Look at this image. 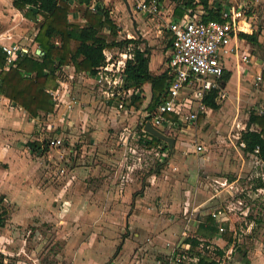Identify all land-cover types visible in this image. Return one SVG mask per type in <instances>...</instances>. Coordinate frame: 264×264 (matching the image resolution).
I'll list each match as a JSON object with an SVG mask.
<instances>
[{
    "label": "rangeland",
    "instance_id": "374dc122",
    "mask_svg": "<svg viewBox=\"0 0 264 264\" xmlns=\"http://www.w3.org/2000/svg\"><path fill=\"white\" fill-rule=\"evenodd\" d=\"M213 1L220 2V0ZM244 1L248 6L249 15L253 17L252 28L254 32L259 33L260 39L264 38V0ZM177 4L178 0H170V2L166 3L164 9L169 13L168 11L173 10ZM107 5L115 22L122 27L121 35L118 39L121 41L131 39L129 35H133V31L136 30V23L135 21L133 22L129 0H108ZM77 11L81 15L83 14L82 19L83 16L86 18L87 6L77 7L75 12ZM10 24L12 26L9 28L13 27L12 30H15L14 32L18 30V33H14L17 40L15 43H23L34 50V38L39 22H34L32 25L31 23H25L21 13L13 18ZM156 29L148 31L151 41L144 39L137 30L138 35L135 38L141 42V47L144 48V43L147 42L153 45L150 47L151 50L155 49L161 52L164 49L163 45H166L167 41L164 39L159 40ZM262 41L261 46L250 45L249 48H245V51L251 54V62L249 64L241 63L240 68L235 67V63L232 66L229 65L230 67L228 68H232L231 74L233 76L227 88L228 98L221 103L220 110L210 115L212 125L217 124L226 127L211 131L206 141L208 152L205 155L198 156L193 153V147L199 141L197 130H191L184 134L179 133L178 135L177 132H169L168 134L181 140L183 152L179 151L180 155L185 156L191 166L200 167L199 183L195 177L196 171H190L191 173L188 174L186 179L181 178L183 186L191 191V202L196 200L197 188L199 187L206 186L205 188L210 196L216 194V190L222 185L217 181L219 180L217 179L218 174L228 172L227 168L230 162L233 168L241 174L235 190H231L233 192L226 201L235 203L232 214L234 220H236L238 234L236 238H233V243L231 244L234 249L232 255L227 254L229 252L228 247L222 248L225 251L222 264H256L264 251V233L262 232L264 225L260 221L264 218L261 215L264 208V193L257 191L260 183H264L261 177V174L264 175V167L261 169L257 165L258 161L256 158L244 154L238 140L241 136V128H247L251 112L260 113L264 110V82L256 80L260 70V64L257 61L264 59V39ZM159 46L160 48H158ZM125 50L123 49L122 52H128ZM120 53V50H114L112 56L114 59H120ZM155 66L156 64L154 63L153 67L155 68ZM63 81L68 84L71 83V95L73 98L76 97L75 99L79 103L88 100L83 96L86 93L81 91L87 90L92 95L90 101L94 107L89 114H94L97 117V127H94V123H88L87 133L83 134L84 129H79L77 134L87 137L88 134L101 129L106 135H104L105 138L108 139H103L104 142L102 143L105 144L103 149L97 148L96 151L90 150L97 147L93 143H70L71 140L69 142V139L60 148L62 150L51 148L49 142L57 137L58 131L64 130L62 123L66 126L65 120L68 115H66V112H68L66 106L70 102L64 105V109H62L63 104L60 102L58 109L62 111L56 117L48 116L38 121L36 127L26 133L27 137L24 141L27 143L20 141L21 145H17L20 147L21 152L25 151L28 154V152L31 153L30 144L38 142L36 141L38 138L42 140V143H45L46 152L40 150V152L32 154V157L28 156L29 163L28 165L25 164V167L24 160L13 163V166H11L12 164L8 160L2 161L4 159H1V168L6 173L12 172V175H14L9 181L13 189L6 191L0 186V199L5 198L2 205L6 214V224L4 228H0V235L1 237L14 238V241L2 239L3 241L0 243V247L6 246L9 252L12 251V253L7 254L0 253L5 264H22V260L32 263L33 259L26 254L25 250L26 248L31 249L33 246L34 249H37L40 245L43 248L40 251L41 257H39L42 264L55 263L52 252H57L59 249L62 254L60 263L69 264L66 246L70 239H75L77 242L79 240L82 241L84 238L101 240L104 237L108 239L106 237L108 234L110 245L114 246V249L117 248L121 244V240L118 239L120 232L117 226H111V232L108 233L103 230L104 225L99 223L88 225L84 222L86 217L99 218L103 216L104 209L100 206L102 196L101 187L99 186L100 181H103L101 184H104L107 179L113 176L112 180L118 184L127 185L128 183L132 185L136 181L147 180L148 175L152 172L157 171L159 175H162L163 172L160 170L174 172L176 167L175 165L169 166V160L165 162L167 153H163L162 148L150 150L147 149L145 143L140 142L138 134L141 133L143 120L132 122L130 115L126 114L118 106V98L120 97L113 99L111 102H106L107 98L103 90H107L109 85L106 83L102 86L91 84L85 87L82 83L79 85L84 89L79 91L80 88L77 87V81L73 83L74 80H70L68 77H63ZM78 105L76 106L77 108ZM59 116H62V119ZM123 116L130 120V123L122 126L119 122L122 121ZM81 140L84 141V138ZM101 141L102 139L98 140V142ZM200 141L204 140L200 139ZM68 148L74 150L75 155L72 160L69 159ZM4 152L8 155L12 153L8 147ZM187 152L190 153V157L189 155L187 156ZM192 155L198 159L197 162ZM209 156L211 159L206 162L207 167L205 169L201 165L196 166L198 162H202L203 159ZM4 162L6 163L4 164ZM24 168L27 169L24 170ZM74 169L77 170L75 171ZM72 172H75V175H79L74 178ZM107 172H109V175L102 177ZM235 175L238 178V173H235ZM36 183L41 186V189L40 187L36 189ZM72 185H74V189H72ZM85 188L93 190V194L86 192ZM2 191L8 195L2 194ZM92 195L94 201L88 209L84 201L86 197ZM160 200L161 198L156 197L152 201L154 216L158 219L166 220V218H170V213H167L165 207L161 206ZM248 208L249 216L246 217L243 213ZM133 211V209H130L125 212L130 216ZM182 218L185 219L186 217ZM182 218H179V221ZM223 226L226 229L229 227L225 224ZM243 231L246 233L244 234ZM195 234L191 233L192 236L196 237L197 234ZM37 235L44 236L41 243L37 240H31L36 238ZM96 235L100 237L98 238ZM203 244L204 246L211 245V250H213V253H210L203 249L205 250L204 254L210 255V257H218L216 256V250L221 247L212 245L211 241H204ZM196 248L195 254L197 255L201 252L200 249L202 247ZM115 252L116 249L113 251V256L116 255ZM156 254L153 253L154 256L149 259L150 264H158L160 260H164V253H158L157 257ZM34 260H37V258L34 257ZM110 261H113V259L111 258Z\"/></svg>",
    "mask_w": 264,
    "mask_h": 264
},
{
    "label": "crops",
    "instance_id": "0c3cea01",
    "mask_svg": "<svg viewBox=\"0 0 264 264\" xmlns=\"http://www.w3.org/2000/svg\"><path fill=\"white\" fill-rule=\"evenodd\" d=\"M68 1H70L71 3V10L69 17L71 23L80 25L81 27H86L87 18H84L83 16L82 19L83 14L81 15V13L78 11L75 12L77 7H83L86 5L80 4L78 0H68ZM234 1L235 0H233L232 2ZM107 2L108 0H93L92 4L87 7V10L92 12L90 10V7L95 5L97 8V4H100L103 5L106 9H108L111 13V10L108 8L109 6L107 5ZM167 2H170V0H163L162 2H160L161 15L158 18H153V17H144L135 13L133 2L132 0H129V3L131 4V8H132L133 22L135 21L136 30L139 31V34L142 37H144V39L151 41L150 36H148V31L149 30L153 31V29L157 28L156 33L159 40L164 39L167 41L166 45L165 44L163 45L164 49L161 52L155 49L151 50L150 47L153 45L148 44L147 42L144 43V48L141 47L142 50L147 48L150 52L149 68L151 73L155 76H159L163 73H166L168 69L169 58L172 51V44L170 45L169 42L171 39H173L172 38L173 35L167 29L168 24L170 22L183 23L190 19L199 21L202 20L203 16L205 15V11L203 10V8L199 7L198 9L200 10L197 9L195 13H192V15L185 14L182 19L177 20L174 17V10L176 6L174 7L173 10L168 11L169 13L165 11L164 6L166 5ZM216 2L217 1L214 2L212 0L211 4H214ZM217 4L219 5V2H217ZM26 11L21 12L15 9L13 7V0H0V43L1 44L9 45L17 41L15 39L16 35H14V33H18L17 32L18 30L14 32L15 30H12L13 27L12 28L9 27L12 26L10 23L11 21H13V18H15L18 14L22 13L23 22L31 23V25L34 24V22H32L31 20L25 17ZM92 13H96V12H92ZM113 20L115 21L114 18ZM117 26L121 31L122 27L118 24ZM136 30L133 31L134 32L133 35L132 34L129 35L131 39L133 38L135 39V36L138 35ZM37 31L35 33V36L37 34ZM246 34H253V33H246ZM257 34L259 36V33ZM263 39L264 38L260 39L259 36L260 46L263 43L262 41ZM242 40L244 41L245 47L249 48L251 44L244 39ZM21 44L25 45L23 43ZM158 48H160V46ZM33 49L40 50L39 48H37L35 44ZM106 51L110 52V54L113 53V51L111 50H106ZM120 54H124V53L121 51ZM159 56L160 58H158ZM257 62L260 64L259 65L260 70L258 74L262 75V72L264 70V59L258 60ZM154 63L156 64L155 68L153 67ZM234 63L229 62L227 68L232 66ZM234 65L235 67H237L236 64ZM62 68H64L65 70L62 71L60 67L56 72L59 83L60 81L63 80V77H73L75 75L73 83L74 82L76 83L77 81L78 83L77 87L80 88L79 91L84 89L82 88V86H80L82 83L83 86L85 87L87 85L90 86L91 84L97 86L96 85L97 75L95 77H91L85 73H78L74 66H67V67L62 66ZM227 71L231 72L232 68H228ZM232 76L225 85L226 97L223 99V102L226 100V98H228L227 88L230 85ZM70 80L72 79L70 78ZM262 82H264L263 79ZM71 88H72L71 83L70 84L65 83V87L62 88V92H61L62 95L61 102L63 104L62 109H64V105H66V103H69L71 102L72 99L76 98V97L75 98L72 97ZM81 92L86 93L83 94V96L88 100L80 103L78 102L79 103L78 108L75 107V109L72 112H66V115L68 114L65 120L66 126L62 123L64 130L58 131L57 137L55 139L57 138L64 139V143L65 141H67V139H69V142L71 140L70 143H86V144L93 143L97 147L90 149L91 151H96L97 148L103 149L105 145L104 143H102L104 142L103 139H108V138H105L106 135L104 132H102L101 129L88 134L87 135L88 139L87 137L77 134V131L79 129H84V131L82 132L83 134L87 133L86 128L88 123H94L93 124L94 127H97V117L94 116V114L92 115L89 114L92 108L94 107V105H92L93 103L90 101V97L92 95L91 93L87 92V90H83ZM165 93H162L159 101L162 100ZM143 97L145 98V100L143 106L140 109H134V108H132L131 110H125L124 108L122 109V111L130 115L132 122H135L137 120L141 121L143 115L146 112H148L150 109L154 108L153 107L148 109L152 99L151 84L144 85ZM109 101L111 102L113 100H107L106 102ZM60 111L62 110L55 109V112L51 116L56 117ZM213 112L215 111L212 110L210 114L200 116V119L198 120L196 125L193 126L185 125L182 127L180 126L179 128L173 131V132H177L178 135L179 133L184 134L185 132L191 130H197L198 132L197 136L199 141L198 144L195 143L194 147L193 146L192 147L194 149L193 153L198 156L205 155V153L208 152L206 141L209 135L211 134V131H216L226 127V126H219L217 124L212 125V120L210 119V115ZM61 117L60 119H62ZM38 121H40V119L32 118L22 108L15 106V104H13L9 99L2 96V99L0 100V163H1V159L3 158L4 160L2 161L8 160L9 163L12 164L11 166H13V163H17L18 161H23V160H24V167L25 164L28 165L29 163L28 156L32 157L33 153L28 152L27 154L25 151L21 152L20 147H18L17 145H21L20 141H22L25 144L27 143L26 141H24L25 138L27 137L26 133L32 131L33 128L36 127V123ZM126 123H130V120H127V118L123 116L122 121L119 122V124L123 126ZM80 125H82V127H80ZM245 130H246L245 128H241L240 131L242 133ZM160 131L163 132L165 135L169 136L168 134L170 131L168 129L167 130L165 129L164 131L163 130ZM138 135H139V140L142 143H145L146 140H149L148 137L142 136L141 133H139ZM83 138L84 141L81 140ZM100 139H102V141L98 142V140ZM174 139L176 140V142L172 155L168 150L164 152L167 153V157H170L169 166H174V165L176 166L174 172H165V170H160L161 172H163L162 175L156 173L157 171L152 172L151 174L148 175L147 180L145 181L141 180L139 182L136 181L132 185L128 183L127 185L121 183L118 184L116 181L112 180L113 176H111L110 179H107V181L104 182V184H101V182L103 181H100L99 186L101 187L100 191L102 192L100 206L102 209H104L103 216L99 218L86 217L84 218V222L85 224L88 225H93L97 223H99L100 225H104L103 230L108 233L111 232V228H110L111 226L118 227L120 232L118 239L121 240V244L118 245L117 248H115L116 257L113 256L114 255L113 251L115 249L114 246L110 245L109 242L110 240H108L109 236H107L108 234L106 235L108 239H105L104 237L101 240H97V239L92 240V239L84 238L82 241L79 240L77 242L75 239L74 240L70 239V241H68V244L66 246L68 251L69 264H150L149 259L152 258L151 256H154L153 253L155 254L157 253L156 257L158 253L167 254L168 250L166 249V244L168 242H175L178 240H182L181 238L184 237L183 234L186 231H190L191 233H196L197 234L196 237L200 238L203 241H211L212 245L213 244L217 245L218 247H221L220 249H222L223 247H228L229 252L227 254H231V255L233 254L234 249L226 241L225 235L224 236L222 235V237H220L218 233V227H219L218 225H223V224L228 225L229 227L227 228L226 235H228L229 237L231 236L232 239L236 238L238 232L236 230V220H234V216L232 214L235 203L231 201L228 202L226 201L229 198L230 194H232L233 192L231 190H235L240 180L241 174L237 170H235V168H233L232 163L230 162L227 168L228 172H222V174L221 173L218 174L217 179L219 180L217 181L220 183V185L221 184L222 185L220 186L221 188L218 187V189L216 190V194L210 196L207 192V189L205 188L206 186L199 187L197 188L196 200L191 202V196H190L191 191L189 188L183 186V183H181L182 181L181 178L186 179L189 173L196 171L197 174L195 175V177L196 180H198L197 182L199 183L200 167L198 166L201 165V167L205 169V167H207L206 162H208L211 158L209 156L203 159L202 162L200 163L198 162L196 165L198 168H195V166H191L188 160L186 159V157L180 155L179 153V151L183 152L181 147V143H182L181 140L178 139V137ZM200 139H203L204 141H200ZM36 141L41 142L42 140L37 138ZM196 145L205 146L206 152L197 153L195 148ZM7 147L8 149L10 148L12 152L9 155L6 152H4L6 151ZM57 150H62V149H57ZM65 154H67V152H65ZM189 154L190 153L187 152V156ZM23 155L24 157H22ZM68 155H69V159L72 160L75 155L74 150L69 149ZM247 155L252 158H256L257 160L256 155H251V154H247ZM192 157L197 162L198 159L194 155H192ZM5 163L6 162H4V164ZM1 167L2 166L0 164V186L6 191H9L13 189V186L12 184H10L9 181L11 177L12 178L14 177V175H12L13 174L12 172L6 173ZM260 167L262 169V167L264 166H260ZM25 169L27 168H24V170ZM235 173H238V178H236L237 175H235ZM72 175H74L75 178V176L79 174L75 175V172H72ZM108 175L109 172H107V174H105L102 177H106ZM261 177L264 181L263 174H261ZM260 185L261 186L257 189V191L264 193V183L261 182ZM39 187L41 189V186H39V184L36 183V189H38ZM74 188H75L74 185H72V189ZM85 191L89 192L90 194H93V190H89L88 188H85ZM1 193L4 195H8L4 191H2ZM92 197L93 195L85 198L86 200L84 201V203L86 208L88 209L91 207L92 202L94 201ZM156 197L161 198L160 200L161 206L165 207L167 213H170V218L168 219L166 218V220H164V219H158L154 216V205L152 201H154V198ZM191 207L193 208L189 209ZM130 209H133L134 211L130 216H128V213H126L125 211ZM218 210L224 211L226 213L227 218L226 220L219 219L218 221L213 218L216 224V232L215 234H213L206 223V219L209 216L212 217L211 214L217 212ZM248 212H249V208L243 213V215H245L246 217L249 216ZM261 215L262 217H264V208L262 209ZM182 217H186V218L183 219ZM179 218H182L181 221H179ZM260 221L262 225H264V218H262ZM262 232L264 233V229H262ZM243 233L245 234L246 232L243 231ZM97 237L99 238L100 236ZM2 239H6L7 241L8 240L12 241L14 238L1 237L0 235V243L3 241ZM43 239H44L43 235H37L36 238L34 239L32 238L31 240L32 241L37 240L39 243H41ZM40 246L37 247V249H34L33 248L34 246L31 249L26 248L25 252L26 254L29 255L30 258L33 259V262L32 263L29 261L25 262L22 260L21 263L42 264L41 261L39 260V257H41L40 251L43 248ZM0 253L7 254V253H12V251L9 252L6 246L4 247L1 246ZM52 256L55 261V263L53 264H61L60 258L62 254L60 253V249L57 252L53 251ZM34 257L37 258V260H34ZM110 257L113 259V261H110L111 259ZM256 264H264V251L261 253L260 258L256 262Z\"/></svg>",
    "mask_w": 264,
    "mask_h": 264
},
{
    "label": "trees",
    "instance_id": "16d2710c",
    "mask_svg": "<svg viewBox=\"0 0 264 264\" xmlns=\"http://www.w3.org/2000/svg\"><path fill=\"white\" fill-rule=\"evenodd\" d=\"M162 1L160 0V2ZM211 1L178 0L174 17L180 20L185 14L192 15L199 7H202L205 11L203 22L220 21L221 7L217 2L211 4ZM78 2L88 7L93 0H78ZM13 7L21 12L27 10L25 17L33 22H39L34 44L41 50L42 55L20 57L14 67L7 68L6 54L0 49V95L9 99L15 106L22 108L32 118L41 120L55 112L56 103L51 93L60 89L56 73L60 67L74 66L78 73L95 77L99 69L106 64L104 55L106 50L122 51L126 49L125 51L128 52L124 53L132 55V58L126 61L123 89L126 92L132 90L133 93L119 98L118 103V105L121 103L125 110L140 109L143 106L145 84H151L152 87V99L148 109L155 107L162 93L166 92L170 79L167 72L159 76L151 73L149 68L150 52L147 48L141 49V42L138 39L123 41L118 39L121 31L110 11L103 5L97 4L96 13L87 12L86 27L71 23L69 18L71 3L68 0H13ZM240 37L251 45L260 46L257 33H241ZM169 43L172 44V39ZM231 76V72L225 71L224 85L227 84ZM262 79L264 81V70ZM205 103L213 111H218L221 109L223 100L214 90L207 96ZM168 118L177 120L175 115H169ZM141 135L149 138L145 141L147 149L163 147V153L169 151L165 142L149 133H143L142 129ZM239 144L244 145L242 150L245 155H256L260 161L264 162V111L251 112L247 128L239 138ZM44 146V142H33L29 147L31 152L36 154L40 150L46 152L47 148ZM169 159L167 157L165 162ZM4 199V197L0 199V228H4L6 224V214L2 205ZM206 223L211 232L215 234L214 219L209 216ZM224 235L228 244L231 245L233 243L231 236ZM186 242H191L194 248L200 244L197 240H193V242L186 240ZM224 255V250H218L216 254L218 258H222ZM212 258L201 257L200 264H218L216 261H212ZM0 264H5L1 254Z\"/></svg>",
    "mask_w": 264,
    "mask_h": 264
},
{
    "label": "built area",
    "instance_id": "2783aa9c",
    "mask_svg": "<svg viewBox=\"0 0 264 264\" xmlns=\"http://www.w3.org/2000/svg\"><path fill=\"white\" fill-rule=\"evenodd\" d=\"M132 2L134 11L141 16L158 18L161 15L160 0H132ZM219 5L221 7L220 21L211 20L205 23L202 20L190 19L183 23L170 22L168 24L167 29L173 35L172 51L167 69L170 79L162 100L158 101L156 107L143 115V133L146 132L145 125L149 122L158 130L168 129L170 132L180 126L196 125L200 116L212 112V109L205 103V99L212 91H217L222 100L226 97L223 76L228 69L229 62H235L237 68H240L241 63L251 62V54L245 51L244 41L240 37L241 33H255L252 28L253 17L247 11L246 2L244 0H235L234 2L220 0ZM90 10L97 12L95 5L91 6ZM0 49L6 54L7 68L14 67L20 57L42 55L38 49L32 50L25 45L16 43L9 45L0 43ZM104 54L106 64L97 73L96 85L102 86L104 83L109 85L107 90L102 89L107 100L123 98L127 94L131 95L132 90L126 92L123 89V75L126 61L131 59L132 55L124 53L120 54V59H114L110 52L105 51ZM61 70L65 69L61 67ZM68 78L74 80L75 75ZM256 80L261 82L262 75L258 74ZM60 87L59 90L51 93L56 103V109L61 102V92L65 87V81H60ZM77 105L78 101L72 99L66 109L68 112H72ZM119 108L123 109L121 103ZM169 115H175L177 120L169 119ZM49 146L60 149L64 146V139H53L49 142ZM243 146L241 145V147ZM195 148L197 153L206 152L203 145H196ZM257 161L260 166H264V162L258 158ZM211 215L217 221L227 218L226 213L222 210ZM218 226L220 236L227 233V229L223 225ZM183 235L182 240L166 244L168 253L165 254L164 260H160L158 264H200L201 257H210V255L204 254L205 250L213 253L211 245L204 246V241L192 236L190 231L184 232ZM186 240L199 241L198 247H202L201 252L196 255L197 248H194L192 243L186 242ZM218 250L221 249L216 251L218 252ZM222 258L213 257L211 260L222 264Z\"/></svg>",
    "mask_w": 264,
    "mask_h": 264
},
{
    "label": "water",
    "instance_id": "95a60500",
    "mask_svg": "<svg viewBox=\"0 0 264 264\" xmlns=\"http://www.w3.org/2000/svg\"><path fill=\"white\" fill-rule=\"evenodd\" d=\"M38 52L41 53V50H38ZM145 131L149 133L150 135L167 143L170 154L172 155L174 147H175V142H176V140L173 137L165 135L163 132L156 129L150 122L145 125Z\"/></svg>",
    "mask_w": 264,
    "mask_h": 264
}]
</instances>
